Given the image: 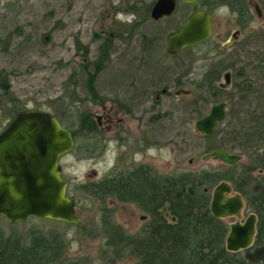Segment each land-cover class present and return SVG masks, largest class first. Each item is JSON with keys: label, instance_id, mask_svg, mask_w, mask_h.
I'll return each instance as SVG.
<instances>
[{"label": "rangeland", "instance_id": "374dc122", "mask_svg": "<svg viewBox=\"0 0 264 264\" xmlns=\"http://www.w3.org/2000/svg\"><path fill=\"white\" fill-rule=\"evenodd\" d=\"M155 1L0 0V69L10 79L19 108L49 111L76 130V147L62 156L61 165L69 181L67 193L77 195L76 212L82 219L80 224L36 217L10 223L0 215L7 235L27 240L31 230L59 234L68 260L106 264L107 256L101 254L106 239L100 235L103 206L132 234L140 232L149 215L134 203L114 197L102 202L77 193L78 185L141 161L163 174L227 167L218 158H203L213 144L243 156L235 169L237 178L264 155V0H248L251 20L244 26L230 7L220 6L212 12L213 36L177 55L167 52V36L186 22L193 7L181 2L174 16L155 21L144 17L147 5ZM100 46L110 52V59L96 77L93 95L87 69L93 71L90 62L98 57ZM215 69L221 75L215 83L222 88L218 94L206 85L196 88ZM70 76L75 84L67 85ZM179 76H184L182 85L177 84ZM179 88L191 91L177 95ZM201 96L204 99L197 102ZM221 101L227 103L226 119L211 138L200 136L195 122ZM5 106L0 109V134L14 119L10 104ZM104 107L114 108L115 119L124 121L110 132L98 127L90 132V125L81 124L82 115L90 111L96 123ZM146 140L151 145L142 152ZM259 174L255 169L249 176ZM163 212L174 221L168 206ZM250 212L245 211L243 220ZM226 220L230 224L236 218ZM135 261L127 256L115 264Z\"/></svg>", "mask_w": 264, "mask_h": 264}, {"label": "trees", "instance_id": "16d2710c", "mask_svg": "<svg viewBox=\"0 0 264 264\" xmlns=\"http://www.w3.org/2000/svg\"><path fill=\"white\" fill-rule=\"evenodd\" d=\"M214 5H230L240 14H248L245 0H215ZM150 5H147L149 15ZM111 37L106 38L109 43ZM105 43V46H108ZM193 47L187 48L192 50ZM107 51L100 46L97 59L91 62L94 71H88L89 89L96 95L95 83L99 72L104 68ZM87 68V66H86ZM220 70L205 74V83L196 86L203 89L206 85L212 94L222 89L218 83ZM75 84L73 76L66 84ZM8 103V104H7ZM13 117L20 112V100L12 91L7 74L0 69V109L7 106ZM55 115V114H54ZM92 113L87 111L81 117V124L87 123L92 130L97 128L91 120ZM62 122L59 115H55ZM74 125V122L71 124ZM76 137V130H72ZM216 134V133H215ZM214 135V134H213ZM212 135V136H213ZM212 136H204L209 139ZM210 145L209 150L219 148ZM254 166L241 170L236 177L238 164L221 169H202L185 171L179 174L164 175L151 167L142 165L117 178L88 181L78 185L77 193H87L100 201L115 196L121 202L136 203L144 212L150 214L149 221L137 234H132L113 220L111 211L103 206L100 235L105 238L101 252L107 256L106 264H115L127 256L135 257L133 264H264V155L254 160ZM255 169L263 170L256 178L249 173ZM231 181L235 190L247 199V207L259 217L258 233L254 245L240 251H229L226 239L229 223L215 216L211 211L212 190L220 182ZM76 195V194H75ZM77 196V195H76ZM73 196V199H77ZM168 204L174 217L170 221L163 213ZM0 264H83L82 260H68L65 256V243L59 234L31 230L28 239L20 235H7L0 227ZM104 264V263H101Z\"/></svg>", "mask_w": 264, "mask_h": 264}, {"label": "water", "instance_id": "95a60500", "mask_svg": "<svg viewBox=\"0 0 264 264\" xmlns=\"http://www.w3.org/2000/svg\"><path fill=\"white\" fill-rule=\"evenodd\" d=\"M192 3L194 12L177 30L167 36L166 49L170 54L199 45L211 38L214 26L211 15L200 9L199 0H182ZM178 9V0H156L151 16L159 20L171 16ZM230 40H233L232 38ZM228 79V77H227ZM179 89L177 94H189ZM227 117V103L212 106L209 114L195 123L197 130L206 135L216 131ZM75 140L71 129L49 111L28 110L19 112L0 134V215L10 223L26 222L36 217L80 224L75 200L68 195L69 181L63 178L61 158L71 152ZM216 157L227 164H236L243 156L224 148L204 155ZM246 201L241 193H234L229 181L220 182L213 190L212 213L220 218L235 217L226 239L229 251L251 247L257 235L258 216L251 212L242 221Z\"/></svg>", "mask_w": 264, "mask_h": 264}, {"label": "flooded vegetation", "instance_id": "af4514ba", "mask_svg": "<svg viewBox=\"0 0 264 264\" xmlns=\"http://www.w3.org/2000/svg\"><path fill=\"white\" fill-rule=\"evenodd\" d=\"M200 1V9L201 10H204V11H207L210 15H211V17H212V22H213V26H214V21H213V13L212 12H215V10H217L220 6H228V7H230V9L237 15V20L240 22V24L241 25H246V24H248L249 22H250V20H251V8H250V5H249V3H248V0H245L246 1V4H247V6H248V14L247 15H241L240 14V12H239V10H236V9H233L230 5H226V4H222V5H214L215 3H214V1L215 0H199ZM184 3V4H189V5H191L192 7H193V12H194V10H195V7H194V5L192 4V3H185V2H183L182 0H178V9H179V5H180V3ZM155 3V2H154ZM154 3L152 4V5H150V11H149V15H147L145 18H149V17H151L153 20H155L152 16H151V11H152V7H153V5H154ZM178 9H177V11H176V13L178 12ZM175 13V14H176ZM174 14V15H175ZM174 15H171V16H166V17H163V18H161V19H159V20H162V19H164V18H169V17H172V16H174ZM191 15V14H190ZM189 15V16H190ZM159 20H155V21H159ZM239 33H240V31L239 30H237L236 32H234V34H233V37L234 38H236V37H238V35H239ZM214 34V33H213ZM232 37V38H233ZM210 39V38H209ZM209 39H207V40H205L204 42H206V41H208ZM231 39V38H230ZM229 41H231V40H229ZM229 41H227V43L229 42ZM204 42H202V43H204ZM188 48H190V47H188ZM187 49V48H186ZM185 50V49H184ZM184 50H182V51H184ZM182 51H180V52H182ZM108 52V57H106V62H105V66H106V64H107V62L109 61V59H110V52L109 51H107ZM168 52V51H167ZM179 52V53H180ZM179 53H177V54H179ZM170 54V53H169ZM177 54H171V55H177ZM99 56V55H98ZM97 59V58H96ZM94 61V60H93ZM93 61H91V62H93ZM91 62H90V65H91ZM105 66H104V68H105ZM103 68V69H104ZM102 69V70H103ZM102 70L100 71V72H102ZM93 71H94V69H93ZM100 72H99V74H100ZM187 75V74H186ZM183 78H184V76H179L178 78H177V84L178 85H182L183 83H185V80H183ZM220 78H221V75H220V77H219V80H218V82L220 81ZM203 85V83H198V84H196L195 86H202ZM179 89H184V88H179ZM178 89V90H179ZM176 94H177V90H176ZM186 94V93H185ZM177 95H179V94H177ZM98 97V96H97ZM98 99H99V97H98ZM202 99H204V96H201L200 98H198V100H197V102H199L200 100H202ZM212 108V107H211ZM127 109H129V108H127ZM113 112H114V108H107V107H104L103 108V111H102V113L101 114H99L98 115V117H97V127H98V129L102 132V133H105L104 131H106V132H110V131H113V129L117 126H119V124H120V122L121 121H124L123 119H118V120H116L115 119V117H114V115H113ZM58 118V117H57ZM59 119V118H58ZM196 123V122H195ZM221 124V123H220ZM219 124V125H220ZM115 126V127H114ZM219 127V126H218ZM195 128H196V126H195ZM218 129V128H217ZM217 129H216V131H217ZM90 132H93L94 130H92L91 129V127H90ZM92 130V131H91ZM196 130H197V128H196ZM72 131V130H71ZM198 131V130H197ZM216 131L214 132V133H212V134H209L210 136H212L213 134H215L216 133ZM73 133V132H72ZM198 133L200 134V136H202V137H204V136H208V135H206V134H204V133H201V132H199L198 131ZM73 137H74V140H75V136L73 135ZM147 141V142H146ZM146 141H142V143H141V145L142 146H145L146 148H142V152H145L147 149H149V147H150V145H151V143H150V141H148V140H146ZM76 147V140H75V146H74V148ZM73 148V149H74ZM219 148H222V147H219ZM216 149H218V148H216ZM216 149H213V150H216ZM225 149V148H224ZM213 150H209V151H206L207 153H209V152H212ZM226 150H228V149H226ZM229 151V150H228ZM206 153V154H207ZM234 153V152H233ZM204 157V156H203ZM212 158V157H211ZM216 158V157H215ZM209 159V158H208ZM205 160H207V159H205ZM192 161V160H191ZM223 162V161H222ZM240 162V161H239ZM225 163V162H224ZM227 164V163H226ZM237 164V163H236ZM236 164H228V165H236ZM142 165H146V166H149V167H151L153 170H155V168L151 165V164H149V163H145V162H143V161H141V162H136L135 163V165H133L132 167H130V168H127V169H120V168H115V169H113L114 171L112 172V173H110L109 175H106V176H104L102 179H105V178H111V179H113V178H117V177H120V176H122V175H124V174H127V173H129V172H131L132 170H134L135 168H138V167H140V166H142ZM202 170V169H201ZM201 170H199V171H201ZM156 171V170H155ZM189 171H193V170H189ZM157 172V171H156ZM183 172H185V171H183ZM194 172H198V171H194ZM258 172L261 174L262 172H263V170H258ZM159 173V172H158ZM180 173H182V172H180ZM160 174H163V173H160ZM175 174H179V173H175ZM164 175H171V174H164ZM101 180V179H100ZM227 181V180H226ZM231 184H232V182L231 181H229ZM218 185V184H217ZM216 185V186H217ZM233 185V184H232ZM215 186V187H216ZM214 187V188H215ZM233 187H234V185H233ZM214 188H213V190H214ZM213 190H212V196H213ZM236 190H235V188H234V193H236L235 192ZM242 194V193H241ZM242 196L244 197V199H245V201H246V205H247V199H246V197L242 194ZM110 197H114V198H116L117 200H118V198L117 197H115V196H110ZM119 201V200H118ZM121 202V201H120ZM124 203H133V202H124ZM134 204H136V203H134ZM137 205V204H136ZM138 206V205H137ZM165 206H168V204H166ZM165 206L163 207V208H165ZM139 207V206H138ZM140 208V207H139ZM141 209V208H140ZM247 209H250V208H248V207H246V210ZM142 210V209H141ZM168 210H169V207H168ZM251 210V209H250ZM143 211V210H142ZM162 211H163V209H162ZM170 211V210H169ZM252 211V210H251ZM144 212V211H143ZM253 212V211H252ZM146 213V212H145ZM164 213V212H163ZM171 213V212H170ZM251 213V212H250ZM249 213V214H250ZM255 213V212H254ZM148 215H149V219H150V214L149 213H147ZM166 216V215H165ZM258 216V215H257ZM145 215L144 216H142V219H145ZM167 217V216H166ZM220 218V217H219ZM232 218V217H231ZM233 218H235V217H233ZM247 218V217H246ZM222 219H224V218H222ZM226 220V219H225ZM149 221V220H148ZM147 221V222H148ZM171 221V220H170ZM227 221V220H226ZM236 221V220H235ZM242 221H244L243 219H242ZM146 222V223H147ZM228 222V221H227ZM258 222H259V217H258ZM231 224V223H230ZM230 224H229V227H230ZM124 227V226H123ZM144 227V226H143ZM142 227V228H143ZM229 230H230V228H229ZM257 233H258V223H257ZM257 236V235H256ZM255 239H256V237H255ZM255 242V241H254ZM253 245H254V243H253ZM252 245V246H253ZM251 246V247H252ZM250 248V247H249Z\"/></svg>", "mask_w": 264, "mask_h": 264}, {"label": "bare ground", "instance_id": "6f19581e", "mask_svg": "<svg viewBox=\"0 0 264 264\" xmlns=\"http://www.w3.org/2000/svg\"><path fill=\"white\" fill-rule=\"evenodd\" d=\"M224 181H226V180H224Z\"/></svg>", "mask_w": 264, "mask_h": 264}]
</instances>
